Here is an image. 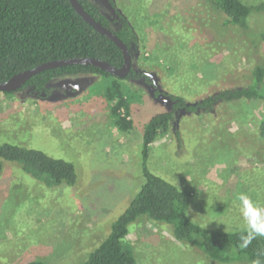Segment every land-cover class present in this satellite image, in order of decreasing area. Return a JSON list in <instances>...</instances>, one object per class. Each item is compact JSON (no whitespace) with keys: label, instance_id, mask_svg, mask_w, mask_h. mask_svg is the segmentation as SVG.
I'll list each match as a JSON object with an SVG mask.
<instances>
[{"label":"rangeland","instance_id":"1","mask_svg":"<svg viewBox=\"0 0 264 264\" xmlns=\"http://www.w3.org/2000/svg\"><path fill=\"white\" fill-rule=\"evenodd\" d=\"M116 28L106 0H89ZM135 27L140 47L126 80L133 130L115 125L97 91L102 78L53 80L47 91L0 93V145L42 151L74 164L77 182L47 188L14 164L0 176V264H84L109 236L145 184L143 137L151 118L170 112L180 97L193 106L225 90L251 86L264 66V0L247 26L228 25L205 0H115ZM264 101L221 102L205 112L176 111L165 136L153 144L148 168L192 194L190 218L223 231L247 230L239 194L264 207ZM124 246L137 264H221L179 242L166 223L139 220ZM230 264H245L232 262Z\"/></svg>","mask_w":264,"mask_h":264},{"label":"trees","instance_id":"2","mask_svg":"<svg viewBox=\"0 0 264 264\" xmlns=\"http://www.w3.org/2000/svg\"><path fill=\"white\" fill-rule=\"evenodd\" d=\"M84 10L97 22L113 32L129 49L137 51L140 39L135 27L118 10L115 0H106L116 17V28L100 8L89 0H78ZM222 13L227 24L239 29L247 26L254 8L242 0H205ZM76 58H91L109 63L116 69L123 68V52L107 37L88 25L74 10L69 0H0V84L41 65ZM95 75L102 78L98 93L110 104L114 125L122 132L133 130L131 102L124 86L126 80L144 81L155 88V83L145 73L132 70L125 79L92 66H68L40 73L29 80L21 90L45 92L55 79ZM251 86L225 90L200 103L189 106L180 97L169 96L174 102L170 112L151 118L143 137V175L145 184L128 209L111 226L109 236L90 255L84 264H137L131 251L124 246L129 227L139 220L161 222L173 227L177 241L191 245L208 258L221 263L254 264L257 259L264 264V237H257L247 248H241V236L246 229L223 231L201 226L190 218L192 194L178 189L148 168L153 144L167 134L176 111H212L221 102L264 101V66L253 72ZM15 93H4L11 96ZM264 141V119L259 127ZM6 164H14L47 188L62 185L74 186L77 173L74 164L54 159L42 151L13 144L0 145V176ZM26 264H47L32 260Z\"/></svg>","mask_w":264,"mask_h":264},{"label":"water","instance_id":"3","mask_svg":"<svg viewBox=\"0 0 264 264\" xmlns=\"http://www.w3.org/2000/svg\"><path fill=\"white\" fill-rule=\"evenodd\" d=\"M70 4L76 11V13L91 27L94 28L95 31H97L102 36L107 37L110 41H112L122 52L124 55V66L122 69L118 70L112 65H110L107 62L96 60V59H89V58H76L71 60H62V61H56L47 63L44 65H41L33 70L21 73L12 79H10L8 82L0 84V93H15L18 92L23 88V86L31 80L34 76L39 75L40 73H43L45 71L58 69L62 67H68V66H92L97 69H100L103 72H106L108 74H111L112 76L119 78V79H125L129 76V74L132 71V56L130 54L129 49L127 46L109 29L105 28L102 24L97 22L92 16H90L82 7V5L79 3L78 0H69Z\"/></svg>","mask_w":264,"mask_h":264},{"label":"clouds","instance_id":"4","mask_svg":"<svg viewBox=\"0 0 264 264\" xmlns=\"http://www.w3.org/2000/svg\"><path fill=\"white\" fill-rule=\"evenodd\" d=\"M242 208L241 213L247 225L246 235L241 236V248H247L257 237H264V207L256 205L247 195L239 194ZM254 264H261L257 259Z\"/></svg>","mask_w":264,"mask_h":264},{"label":"flooded vegetation","instance_id":"5","mask_svg":"<svg viewBox=\"0 0 264 264\" xmlns=\"http://www.w3.org/2000/svg\"><path fill=\"white\" fill-rule=\"evenodd\" d=\"M131 54V53H130ZM131 56H132V54H131ZM132 61H133V59H132ZM132 70H133V65H132ZM140 73V72H139Z\"/></svg>","mask_w":264,"mask_h":264}]
</instances>
